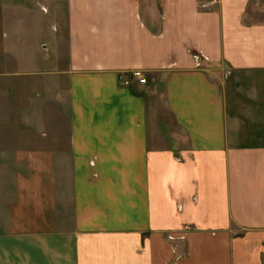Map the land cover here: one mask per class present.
I'll return each instance as SVG.
<instances>
[{"label": "crops", "instance_id": "1", "mask_svg": "<svg viewBox=\"0 0 264 264\" xmlns=\"http://www.w3.org/2000/svg\"><path fill=\"white\" fill-rule=\"evenodd\" d=\"M41 3L65 13L69 159L20 152L0 264H264V20L249 0ZM134 70L144 90L122 84ZM158 101L184 143L150 131Z\"/></svg>", "mask_w": 264, "mask_h": 264}, {"label": "rangeland", "instance_id": "2", "mask_svg": "<svg viewBox=\"0 0 264 264\" xmlns=\"http://www.w3.org/2000/svg\"><path fill=\"white\" fill-rule=\"evenodd\" d=\"M18 4L30 11L22 10ZM248 9L252 20H264V0H249ZM67 44L62 8L57 13L40 4V0H0V225L5 228H9L11 220L7 211L16 177L23 165H30L28 157L20 152L56 149L57 160L67 165L68 79L59 73L67 69ZM148 85L146 80L132 87L144 90ZM156 85L161 94L162 83ZM158 106V116L149 118L154 122L150 131L165 136L161 144L171 142V137L184 143L161 101ZM67 185L68 182L64 188Z\"/></svg>", "mask_w": 264, "mask_h": 264}, {"label": "built area", "instance_id": "3", "mask_svg": "<svg viewBox=\"0 0 264 264\" xmlns=\"http://www.w3.org/2000/svg\"><path fill=\"white\" fill-rule=\"evenodd\" d=\"M210 3H203L202 6L206 7L208 6ZM122 84L125 86L130 85L131 81L133 79L137 80L139 83H145L146 82V78L144 76V74L139 71V70H134L132 72H129L127 74H122L120 75Z\"/></svg>", "mask_w": 264, "mask_h": 264}]
</instances>
